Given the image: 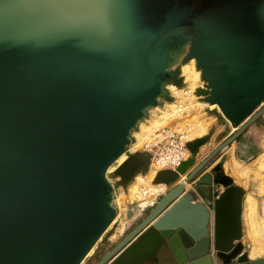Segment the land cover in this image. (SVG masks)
Returning <instances> with one entry per match:
<instances>
[{
  "label": "water",
  "instance_id": "water-1",
  "mask_svg": "<svg viewBox=\"0 0 264 264\" xmlns=\"http://www.w3.org/2000/svg\"><path fill=\"white\" fill-rule=\"evenodd\" d=\"M185 46L205 82L196 94L235 131L195 166L211 132L186 143L190 157L152 181L166 193L96 264L160 252L166 264H264L242 243L246 189L205 175L198 185L223 187L211 206L185 189L264 114V0H0V264H82L116 216L107 170L179 85L171 63ZM150 159L118 163L117 185Z\"/></svg>",
  "mask_w": 264,
  "mask_h": 264
},
{
  "label": "rangeland",
  "instance_id": "rangeland-1",
  "mask_svg": "<svg viewBox=\"0 0 264 264\" xmlns=\"http://www.w3.org/2000/svg\"><path fill=\"white\" fill-rule=\"evenodd\" d=\"M187 63L188 65L192 66L196 72H198L195 85L194 87H192L193 89H191V87L185 81L180 70L181 65ZM175 69L180 70V74L178 76L180 79L179 85L166 84L164 86V90L167 96L166 99L160 98V104L158 106L147 110L146 118L139 122L137 128L132 132V134L134 133V137L132 138L133 141L132 144L127 147L126 152L123 154V160L130 154H133L135 152L147 151L152 152L153 154L156 149L155 147L153 148L154 143L156 142V135L163 129L179 130L183 134V141L185 145L193 139H196L203 135H207L209 132H211L209 134L208 142L200 149V154L196 158V162L193 165L195 166L198 165L208 155H210L212 151L217 147V145L225 142L233 133L232 129H235V127L229 124L226 119H224L218 107L215 105H210L204 100V96L196 94L197 90L205 89V82L201 78L200 71L196 68L194 60L185 61L184 58H182L181 63L178 64ZM263 105L264 102L262 106ZM164 115L167 116L165 117ZM155 117L158 118L155 119ZM194 117H201L202 120H205V122H207V128L201 135L190 136L191 131L187 130V128L189 124H192L193 121L191 120L194 119ZM153 120H160L159 126L156 129H147V127L151 125L150 123ZM138 131H140V133L142 134L140 136V141H137L136 137V132ZM187 136L188 140H186L185 138ZM217 136H221V140L219 141V143L215 144L214 141ZM241 139L242 141L239 142V140ZM235 142L242 144L247 149L245 154H242L239 160L243 162L242 164L248 166L247 168L250 170V172L246 176H244L241 181L236 180L234 176L228 173L227 169H222L221 171L218 169L219 167H221L222 162L217 161L218 154L223 149L234 145ZM145 146H147L148 148H145ZM227 147L218 152L194 177V179L202 171L206 170L210 166L207 175L210 176L212 181L214 179H219L222 176H227L231 179V184L243 187L244 189H246V192H248V194H252L254 197L256 196L260 203L261 199H264V114L260 116L256 121H254L247 129H245L242 135ZM186 155L188 159L190 157L188 151ZM121 162L118 160L107 170L106 173V178L113 188L112 206L116 210V216L109 228L98 240L86 259L82 262V264H95L100 258L107 254L111 249H113L117 245V243H119L135 226H137L142 221V219H144L145 216H147V214L151 211V209L154 208L156 203L167 191V188L164 187L162 189H157L156 192L150 195L147 188L152 186L153 179H151V181L150 179L148 181L146 179L143 180L140 185L137 186V189L134 190V193H128L127 191L123 190L120 186L117 185L116 177L112 174V171L116 168L118 163ZM167 168H169L170 170H174L172 167ZM167 168H163L161 170H165ZM182 177V179H184V176ZM250 179H254L256 185V188L252 192H249L248 189L250 185ZM188 189L189 186L186 187V191ZM144 190L146 191V193L144 192ZM140 203H147V205H149V208L145 212L138 213L134 211L133 215H128V212ZM263 208L262 205L261 208L258 205L257 208L255 206V218L256 221L260 224V226L258 227V235H256L254 232V234H252L251 231L248 232V227L246 224V232L249 239V245L251 243L253 245L254 242L258 243L257 238L259 237V234L264 232ZM262 237L264 239V236ZM243 244L245 245L247 243ZM253 254L264 257V247L254 248Z\"/></svg>",
  "mask_w": 264,
  "mask_h": 264
},
{
  "label": "crops",
  "instance_id": "crops-1",
  "mask_svg": "<svg viewBox=\"0 0 264 264\" xmlns=\"http://www.w3.org/2000/svg\"><path fill=\"white\" fill-rule=\"evenodd\" d=\"M181 70V68H180ZM140 129V128H139ZM232 131L234 132L235 129H232ZM133 132V131H132ZM142 134L140 133V131L136 132V137H137V141H140V136ZM134 137V133H131V143L133 141ZM243 138V136H242ZM241 140H239V142H241ZM135 145V144H134ZM246 148L240 144L235 142L234 145L227 147L225 149H223L217 157V161L221 162V169H227L228 173L231 174L232 176H234L236 178V180L241 181L243 179L244 176H246L250 170L247 168L248 166L242 164L243 162L241 160H239V158L241 157L242 154H245L246 152ZM209 168L210 166L202 171L195 179H193V181L191 182V184L187 185L189 186V189L187 191L193 192L195 199L197 201H200L202 203H204L206 206H211L214 199H215V193H219L220 191H222L223 187L219 186L218 190H215L213 188V185H198V181L199 179H202L205 175H207V173L209 172ZM183 180V179H182ZM186 186V187H187ZM253 202L257 208V205L260 206L262 205V208L264 206V199L260 201H258V198H256V196L254 197L252 194H246L244 201H243V211H242V223H243V239H242V243H248L249 239L247 236V229H246V224L248 227V232H250V225H249V221L247 218V202ZM263 203V204H262ZM264 210V208H263ZM256 214V212H255ZM254 239V238H253ZM259 244L257 242H254V244L252 245V243L250 244V250H249V258L250 259H257V258H264V257H260L257 254H252L253 253V249L254 248H258Z\"/></svg>",
  "mask_w": 264,
  "mask_h": 264
},
{
  "label": "bare ground",
  "instance_id": "bare-ground-1",
  "mask_svg": "<svg viewBox=\"0 0 264 264\" xmlns=\"http://www.w3.org/2000/svg\"><path fill=\"white\" fill-rule=\"evenodd\" d=\"M184 50H186V46L183 48L182 52H179V53H175L174 54V57H173V61L171 63V67H174L176 65L179 64V62L181 61V56L184 55ZM191 60H194V59H191ZM195 62V61H194ZM178 63V64H177ZM175 64V65H174ZM192 64V63H191ZM181 74L182 76L184 77L185 81L188 83V85L191 87V89H193L192 87H194L195 85V81H196V77L198 76V72H196L192 66L188 65L187 64H182L181 65ZM216 106V105H215ZM173 107V106H172ZM176 109V108H175ZM179 111V110H178ZM172 113V112H171ZM175 113V112H174ZM165 116V115H164ZM163 116V117H164ZM167 116V115H166ZM165 116V117H166ZM161 117V118H163ZM158 118V117H155V119ZM166 119V118H164ZM161 120V119H160ZM160 120H153L150 124L148 128L152 129H156L159 124H160ZM191 121L192 124H189L188 125V128L187 130L191 131V135L190 136H194V135H201L204 133V131L206 130L207 128V122H205V120H202L201 117H194V119H192ZM162 122V121H161ZM190 123V122H189ZM146 129V130H147ZM153 131V130H152ZM202 137V136H201ZM186 140H188V136L185 137ZM199 138V137H198ZM194 140V139H193ZM186 151H188L186 149ZM147 152V151H146ZM151 155V159H150V164H149V168H148V171L145 173V174H138L133 182L128 186V188L125 190L127 191L128 193H134V190L137 189V186L140 185V183L143 181V180H149L151 181V179H154L153 177L156 176L157 172L161 171V169L165 168V167H162L161 163L160 162H157L156 161V158H155V152H147ZM187 154V152H186ZM123 156V155H122ZM122 156L118 159L120 162L121 161H124ZM187 156V155H186ZM154 157V158H153ZM117 160V161H118ZM154 160V161H153ZM155 164V166H154ZM169 169V168H167ZM175 170V168H174ZM182 176L180 177V181H182ZM153 181V180H152ZM186 186L185 185V189H186ZM166 187L164 184H153L152 183V186H150L149 188H147L149 194H153L154 192H156L157 189H162ZM167 188V187H166ZM144 192L146 193V191L144 190ZM147 192V193H148ZM247 218H248V221H249V225H250V230L252 232V234H256L258 235V227L260 226V224L256 221V214H255V204L251 201L247 202ZM112 206V204H111ZM113 207V206H112ZM114 208V207H113ZM149 208V205H147V203H140L138 204L136 207H134L132 210H130L128 212V215H133L134 214V211L136 212H144L145 210H147ZM134 218V217H133ZM132 218V219H133ZM254 232V233H253ZM263 233H260L259 234V237L257 238L258 239V243H259V248L261 247H264V239L262 236ZM250 250V249H249ZM253 254V253H252Z\"/></svg>",
  "mask_w": 264,
  "mask_h": 264
},
{
  "label": "built area",
  "instance_id": "built-area-1",
  "mask_svg": "<svg viewBox=\"0 0 264 264\" xmlns=\"http://www.w3.org/2000/svg\"><path fill=\"white\" fill-rule=\"evenodd\" d=\"M161 136V137H159ZM155 158L160 162L162 167H172L173 169L187 159L186 147L183 141V134L179 130L168 129L162 130L156 135ZM145 148H148L145 146Z\"/></svg>",
  "mask_w": 264,
  "mask_h": 264
},
{
  "label": "flooded vegetation",
  "instance_id": "flooded-vegetation-1",
  "mask_svg": "<svg viewBox=\"0 0 264 264\" xmlns=\"http://www.w3.org/2000/svg\"><path fill=\"white\" fill-rule=\"evenodd\" d=\"M145 217H146V216H145ZM145 217H144V218H145ZM142 220H143V219H142ZM105 255H106V254H105ZM105 255H104V256H105ZM104 256H103V257H104ZM103 257H102V258H103ZM102 258H100L97 262H99ZM166 258H167V256H164L163 253L160 252V253L158 254V262H157V263L146 262V263H144V264H166V263H167V262H166ZM97 262H96V263H97ZM96 263H95V264H96ZM172 264H175V263H172Z\"/></svg>",
  "mask_w": 264,
  "mask_h": 264
}]
</instances>
